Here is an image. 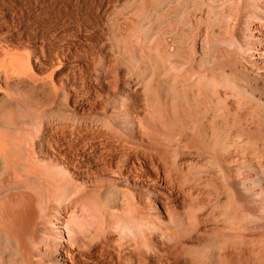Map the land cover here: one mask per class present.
<instances>
[{
    "label": "bare ground",
    "instance_id": "obj_1",
    "mask_svg": "<svg viewBox=\"0 0 264 264\" xmlns=\"http://www.w3.org/2000/svg\"><path fill=\"white\" fill-rule=\"evenodd\" d=\"M0 264H264V0H0Z\"/></svg>",
    "mask_w": 264,
    "mask_h": 264
}]
</instances>
